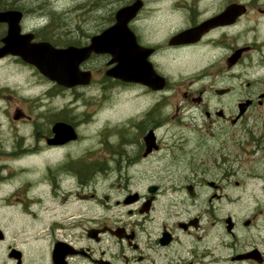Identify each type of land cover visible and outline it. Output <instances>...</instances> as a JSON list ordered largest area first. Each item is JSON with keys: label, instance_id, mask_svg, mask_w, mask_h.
<instances>
[{"label": "flooded vegetation", "instance_id": "flooded-vegetation-1", "mask_svg": "<svg viewBox=\"0 0 264 264\" xmlns=\"http://www.w3.org/2000/svg\"><path fill=\"white\" fill-rule=\"evenodd\" d=\"M134 1L86 3L77 33L59 32V15L53 11L43 13L41 18H48L43 27L27 28L29 12L23 8L21 33H33L32 42L49 41L55 47L86 46L115 22L120 7ZM142 1L129 24L140 44L155 48L149 59L166 79L162 90L107 76L109 57L104 54L92 53L79 65L85 82L72 87L47 78L20 56L0 58V67L7 61L32 67L46 84L37 94H19L5 77L0 79V106L5 98L12 99L8 93L16 94L7 109L0 108L3 114L8 111L14 133L7 131L3 139L0 125V158L5 160L0 164V201L9 210L0 225L3 264H40L41 258L26 254L44 251L48 264H264V198L252 189L256 184L264 188V75L248 78L247 58L255 44L239 42L242 35L235 32L253 12L254 1L162 0L161 42L138 32L139 23L150 18L142 14ZM231 4L247 8L234 23L213 27L194 42L176 43L180 32ZM9 9L16 7L0 0V11ZM104 12L109 18L102 27ZM7 31L8 24L0 21V48ZM41 31L47 35L41 36ZM76 34L77 40H70ZM239 49H244L242 54L231 61ZM214 50L223 58L221 68L196 74L195 62ZM261 58L264 62V53ZM104 78L142 98L120 103L116 113L123 117L107 120L94 135L99 147L80 152L76 149L85 139L82 122L68 108H55L54 100L78 89L102 90ZM27 86L41 85L36 81ZM148 98L152 100L142 104ZM247 101L241 112L240 104ZM200 115L205 119L202 125ZM249 118L255 130L247 128ZM59 121L76 131L75 139L53 141L60 140L54 132ZM216 125L222 126L218 132ZM234 128L245 132V141L236 137ZM171 150L181 155L178 165L162 166V173L150 166L152 157L163 160ZM248 152L254 159L244 156ZM55 153V162L39 165V158ZM18 214L25 221L48 218L47 232L42 229L33 237L37 243L7 230L8 221Z\"/></svg>", "mask_w": 264, "mask_h": 264}, {"label": "rangeland", "instance_id": "rangeland-1", "mask_svg": "<svg viewBox=\"0 0 264 264\" xmlns=\"http://www.w3.org/2000/svg\"><path fill=\"white\" fill-rule=\"evenodd\" d=\"M146 8L142 12L143 15L150 14V18L148 21L143 23H139L138 32L143 37H149L150 41L152 42H161L162 41V0H144ZM253 12L247 15L245 19L241 22L239 27L235 30V32L240 33L242 35L240 41H244L248 44H255V50L249 53L248 56V78L262 76L264 75V62H261L262 58L261 55L264 53V13H262L259 9H264V0H253ZM5 2L15 5L17 7H23L25 10L29 12L28 18L26 19L25 23L27 24V28H30V25L37 26V28L43 27L46 22H48V18H41L40 15L42 11H36L41 5H45L46 9L44 13L55 12L59 15L57 24L60 25L59 32H69V30H75L77 33V25L81 23L83 20L81 19V7L83 5L89 6L93 5L95 2H104L107 4L109 0H5ZM94 2V3H93ZM115 2H113L114 4ZM110 7V6H109ZM108 6H105L106 10H109ZM151 8V9H150ZM35 10V12H33ZM165 13V12H164ZM64 14V15H61ZM109 18V14L104 12L102 15V27H104L108 22H105L106 19ZM95 22V21H93ZM94 26H90V30H94ZM47 31V29H46ZM41 36H46L47 32L41 31ZM74 37L70 40H77L78 35L71 36ZM257 46V47H256ZM262 50V51H261ZM263 52V53H262ZM160 61L162 62V54L158 55ZM205 59L198 61L197 64H194V69L196 74L199 73L201 70H205L206 72H210L211 69L216 70L221 68L220 61L223 60L222 56L217 52V50L209 52L205 57ZM7 61V60H6ZM223 62V61H222ZM196 63V62H195ZM193 65V64H192ZM184 68V69H183ZM185 64L182 66V70H185ZM35 70L27 66L25 64H19L15 61H7V64L0 67V79L5 77L6 80L13 86V90L17 93L21 94H37L41 91L42 88L46 86V84L39 80L35 75ZM220 75H217V79ZM38 82L41 86H34L28 87L27 83ZM105 82V86L102 90H95L93 88H87L86 90L78 89L76 91H69L66 92L61 97L54 100L55 108H68L70 113L74 115L75 119L78 122H82L80 125V130L82 135H84L85 139L80 143V147L76 150L80 152L85 151H94L96 146L99 147V138L97 137V143L95 144L96 138H94L95 133L99 131L101 126L106 124L107 120L115 121L119 118L123 117V114H117L116 110L122 104L120 103H127V102H139L138 99L135 98V91H126L123 86L117 87L115 83L109 82L105 78L103 79ZM112 90V91H111ZM130 90H137V89H130ZM83 91V92H82ZM10 94V95H8ZM6 96L14 97L16 96L15 93H8ZM12 99L5 98L4 101L1 102L0 108H6L5 105L9 102H12ZM151 99H146L142 104H147ZM12 108H9V114L13 113V105L10 103ZM7 109V108H6ZM113 109V110H111ZM110 110V111H108ZM8 111L7 113L3 114V111L0 110V122H1V135H3V139L7 135V131H9L12 135L14 134L13 131L10 130L8 124L11 122L8 118ZM264 114V110H263ZM125 116V114H124ZM199 123L202 125L205 123V119L203 115H200ZM255 121L253 118H249L248 120V129H252L250 124H254ZM185 129L188 127L182 126ZM215 132H218L222 126L216 125ZM256 128V127H253ZM255 130V129H252ZM235 133L237 138L242 139L245 141V132L242 131L240 128H234L231 130ZM203 134V132H201ZM162 135V133H161ZM255 142V141H254ZM262 148H258L260 151ZM111 150V148H110ZM173 151V153H171ZM171 152L162 160V157L158 155L152 157L149 161L151 167L157 166L158 171L162 173V166H170V165H178V161L181 159V155H178L177 152L171 150ZM58 155L55 153L50 156H44L43 158H39V165L40 162L46 163L48 162H55L57 160ZM245 157L254 159L253 154L248 152L244 154ZM257 156V154H256ZM183 157V156H182ZM5 160L0 158V164L4 163ZM251 188V186H249ZM9 189V188H8ZM6 190V192L8 191ZM253 191L260 197L264 198V188L263 185L256 184L252 186ZM262 190V192H261ZM249 197V196H248ZM17 212H20V207L16 206ZM15 209V211H16ZM56 211H60L57 209ZM70 213L73 211L70 210ZM5 214H9V210L7 205L2 206L0 201V225H3L4 216ZM19 220H18V219ZM49 221L48 218L44 219L42 222H33L31 220L25 221L23 220V216L18 214L17 217L13 220H9L7 223V230L15 231L18 233L19 236L25 235L30 239V242L37 243L33 240V237L36 233L42 229H46L48 227ZM35 256L41 258L40 264H48V257L49 254L47 251L42 253H33V254H26V257ZM3 256L0 251V264H3ZM25 264H30L25 260Z\"/></svg>", "mask_w": 264, "mask_h": 264}, {"label": "water", "instance_id": "water-1", "mask_svg": "<svg viewBox=\"0 0 264 264\" xmlns=\"http://www.w3.org/2000/svg\"><path fill=\"white\" fill-rule=\"evenodd\" d=\"M141 6L142 2L137 0L134 4L121 8L116 14L117 22L94 36L88 46L81 48L70 46L64 49L55 48L49 42L32 43L33 34L20 33L22 13L17 10L0 11V21L8 24V33L3 38L4 45L0 48V57L7 54L18 55L27 63L35 65L51 80L70 87L85 82L86 74L79 70L83 60L89 58L92 52L108 53L112 56L110 64H114L107 70L108 75L123 81L141 82L153 89H161L165 87L166 80L155 71L148 60L154 49L140 45L128 26V22ZM243 12L244 6L231 5L222 14L198 28L179 33L175 41L177 43L195 41L200 33L209 27L218 23L233 22ZM241 52L242 49L236 51L231 61H235ZM54 132L60 139L53 140L57 143L76 138L74 129L66 123H56ZM148 144L151 145L152 142Z\"/></svg>", "mask_w": 264, "mask_h": 264}]
</instances>
